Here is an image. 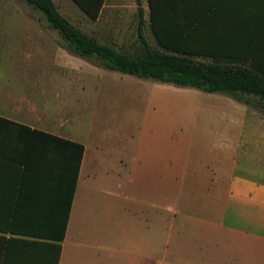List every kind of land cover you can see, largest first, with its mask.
<instances>
[{
    "label": "crops",
    "instance_id": "1",
    "mask_svg": "<svg viewBox=\"0 0 264 264\" xmlns=\"http://www.w3.org/2000/svg\"><path fill=\"white\" fill-rule=\"evenodd\" d=\"M127 7L137 33L186 40L194 58L264 38V0H105L93 21ZM40 23L0 18V119L18 125L0 122V264H264V115L220 94L203 111L125 114L86 136L82 105L78 133L44 105L62 84L52 72L79 74L61 81L83 89L82 57ZM48 136L83 146L74 194L72 147Z\"/></svg>",
    "mask_w": 264,
    "mask_h": 264
},
{
    "label": "rangeland",
    "instance_id": "2",
    "mask_svg": "<svg viewBox=\"0 0 264 264\" xmlns=\"http://www.w3.org/2000/svg\"><path fill=\"white\" fill-rule=\"evenodd\" d=\"M17 1L19 0H16V3L11 8L0 7V18L3 13L5 15L7 12L10 15L21 16L25 14L26 16L40 17L41 23L39 25L42 28H46V31L55 33L57 45L67 50V43L60 33L48 23L41 10L24 2L17 3ZM53 1L58 7L59 13L69 20L73 27L81 34L84 35L85 33L88 36H92L100 43L114 46L122 52L134 54V48L138 39V17L131 7L117 9V12L114 13L115 15H113L112 11L110 21L106 23L91 20L70 0ZM120 1L128 4V0ZM120 15L123 18H120ZM120 19H123V21H120ZM145 30V36L149 44L155 47L156 44L151 37V33L146 27ZM5 57H7V54L2 52L0 42V59H6ZM76 59L77 62L83 65L81 71V75L84 78L83 89L80 86L72 85L64 87L65 83L61 81V79H66L67 81L77 79L80 76L79 74L52 72L54 82L57 84L61 82L62 84L57 87V93H54L48 99L46 98L44 106H49L56 117L66 115L68 117L67 127L79 133L81 127L80 113L81 106L83 105V127L84 135L86 136L96 126L95 131L98 128L104 129L107 123L112 127L113 122H120L121 117L125 114L130 115L134 113L138 115L137 121L140 122L148 114L160 111L161 108L163 112L167 111L170 115L198 110L203 111L209 104L212 105L210 102H213L220 96V94H210L193 87L176 86L161 83L153 79H141L120 72H104L100 68L93 69L87 65V62L99 66L96 56L90 57L89 60L85 59L87 62L84 61V58ZM193 61L205 65L213 63V59L202 57H195ZM225 65L232 68H246L228 63H225ZM129 81H134L138 84L132 85L129 84ZM199 97H203V100H199ZM64 100L72 108V113H68V110L65 111L62 108ZM249 108L258 111L255 108Z\"/></svg>",
    "mask_w": 264,
    "mask_h": 264
},
{
    "label": "trees",
    "instance_id": "3",
    "mask_svg": "<svg viewBox=\"0 0 264 264\" xmlns=\"http://www.w3.org/2000/svg\"><path fill=\"white\" fill-rule=\"evenodd\" d=\"M22 1L44 13L48 23L60 33L67 43V50L72 54L88 60L96 56L99 66L141 79H153L176 86L197 88L207 93L224 94L248 107L257 109L264 115V38L250 40L248 43L251 50H247L248 54H242L236 48L229 52L226 47L204 50L217 54L212 56L213 63L205 65L193 61L194 57L189 52L188 41L162 39L155 27H153V32L157 36L156 44L164 49L160 50L157 46H152L141 24L132 55L114 46L100 43L85 33L81 34L69 20L59 13L53 0ZM72 1L90 19L96 20L105 0ZM151 21H153V14ZM225 63L246 68H232L226 66ZM0 122L7 126H18L3 119H0ZM35 133L37 135L39 132ZM48 137L52 141L62 142L72 147L74 194L83 146L58 137Z\"/></svg>",
    "mask_w": 264,
    "mask_h": 264
}]
</instances>
